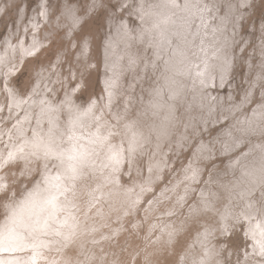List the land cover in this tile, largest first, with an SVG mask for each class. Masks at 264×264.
<instances>
[{
	"label": "rangeland",
	"instance_id": "rangeland-1",
	"mask_svg": "<svg viewBox=\"0 0 264 264\" xmlns=\"http://www.w3.org/2000/svg\"><path fill=\"white\" fill-rule=\"evenodd\" d=\"M117 2L118 0H0V120L5 118L2 123L0 121V162L8 161L9 153H12L14 158L8 161L4 168H0V179L9 186L11 192L21 193L15 197L12 207L21 203L37 182H42L40 185H45L44 187L56 184L58 182L56 177L62 171L57 167L58 161L55 160L49 163L47 170L42 161L37 170V164L31 157L28 162L24 160V155L32 151L30 142L34 138H39L35 128L44 126L57 130L56 135H52L54 139L49 137L61 148H67L70 143H75L80 151H91L96 147L90 143V140L95 138L92 133L96 131V122L88 117H82L83 126L79 124L75 126L80 132H74L72 128V120L91 107L95 116L100 118L98 123L102 126L101 133L106 135V130L111 127L113 132L117 133L112 142L119 145L121 137L125 135L124 125L139 117L141 110L145 112L144 117L149 114L146 111L150 107L147 109L145 107H148L149 101L153 99V90L160 88L161 83L165 82V77L170 74L167 57L173 56V50L179 48L183 56L179 63L181 68L178 77L186 90L185 95L180 98L181 101L177 102L178 115L174 120L175 126L172 127L175 130L176 142H167L159 152H155L152 140L147 139L134 155L131 165L129 166L127 160L125 161L117 182L105 179L109 169L100 168L102 162H106V150L101 151L94 157L96 171L86 169L87 175L77 183L78 191L85 193L87 197L104 190L107 191V197H110L106 200L117 204L111 207L113 216H109V224L102 218L98 220L101 226L94 229V233L99 230L100 234L104 232L109 234V237L111 236L109 241L113 240V242L109 244L105 254L97 255L99 258L95 256L93 259H100L98 261L100 264L104 262L123 264L120 261L124 260L126 264L127 260H130L129 253L132 252L130 246L133 244L130 242L142 244L143 247L146 240L150 241L152 237H156L153 239L152 248L158 243L160 247L154 254H162L166 251L168 257L174 259L168 263L192 264L194 259L198 261L207 253L209 264L215 262V264H244L245 252L248 251L247 263L252 262L254 241L249 233V223L236 215L243 208V204L241 205V200L234 197V190H237L236 185L240 182L241 171L250 166L254 160L241 161L242 153L247 152L251 157L258 150L255 146L264 144V135H258L257 132L259 126L251 131L256 119L264 111V107H261L264 103L262 100L264 89L261 88V83L264 81L260 79L261 67L264 63V30L261 28L264 24V0H188L191 5L198 6L192 7L189 12L172 10L175 14L166 9L149 8V5L161 4L163 0H143L146 11H163L171 15V21L164 26L166 31L163 40L157 31L146 32L144 38H140L139 34L142 30L151 28L153 19L150 16H145L143 21L140 19L136 8L141 0H127L131 6L127 12L114 11L112 5ZM177 2L183 5L185 0H177ZM205 4L209 6V10L201 12L200 9ZM73 16L80 18V23L75 27L72 25ZM186 18L188 23L185 22ZM81 51L84 53L82 54ZM9 53L12 56L16 55L12 66L7 63L4 56ZM2 56L5 58L3 62ZM219 58L222 59L219 63L223 66L221 72L206 74V66L216 67ZM215 89L218 91L216 92ZM246 95L247 102H245ZM193 98L199 100L190 105V100ZM41 119L43 121H40ZM196 123H200L199 128ZM190 124L192 125L188 130L190 133H185L188 138L180 143L177 134H180L183 128L190 127ZM194 127L198 129L195 130ZM250 131L251 135L248 134ZM72 132L76 139L69 142L68 135ZM47 135L48 132L46 137ZM124 145L127 146L126 138ZM179 147L183 150L180 151ZM200 150L203 153L197 158L196 154ZM142 152L144 155L140 154ZM157 156L162 158L161 163H157L155 167L151 166L153 165L151 162ZM9 165L10 171H6ZM28 168L32 169L31 173L27 171ZM21 171L24 172L23 175ZM193 172H196L194 179L191 178ZM200 173L201 175L198 176ZM45 177L50 182L49 185L44 183ZM149 179L145 189L142 190L144 193L140 194H143L145 199L136 200L137 204L141 203L139 208L146 204L143 209L134 207L132 210V203H123L121 198V195L127 197V194L114 192L123 187L124 190L129 189L136 183H144ZM240 184L243 186V182ZM245 186L244 183L243 187ZM258 190L260 191L261 188L257 187L253 196L247 194L248 201L245 204L249 203V198L251 201L255 198L254 200L259 202ZM179 194L187 198L180 209ZM168 195L170 198L164 199ZM92 198H88L85 202L87 206L100 200L101 196ZM146 200L149 201L146 203ZM174 200L177 210L174 208L173 213L166 217L151 213L150 218L154 222L155 230L151 225L149 226L146 213L154 211L152 206L155 207L157 204L153 205V202L160 201L161 205L166 203L163 205L165 207L171 205ZM232 206L235 212H232L233 208L230 209ZM78 207L72 208L75 211L70 210V213H77ZM99 207H106V202H97L90 208ZM3 213L4 209L0 208V229L6 221ZM65 214L68 215L69 212L65 211ZM159 218L160 222L157 220ZM177 224H181L182 234L179 232L172 234ZM169 228L173 229L168 231ZM218 231L221 233L217 235ZM147 234L152 236L146 238ZM30 237L32 239L29 240L33 243L39 241V237ZM123 240L126 243H123ZM41 243L39 241V244ZM91 244L93 243H86L89 250L95 248ZM218 244L220 248L223 246L221 250L215 248ZM215 250L219 252L218 256ZM34 251L33 247L12 253L9 250L0 251L1 256L7 255V259L1 261V264H33ZM182 251L187 252L188 256L183 257L180 254ZM48 253V250H39L38 256H42L45 261L44 254ZM178 258L181 261L175 263ZM149 261L158 264V259L155 262ZM149 261L147 260V263ZM137 264L142 262L138 261Z\"/></svg>",
	"mask_w": 264,
	"mask_h": 264
},
{
	"label": "bare ground",
	"instance_id": "bare-ground-1",
	"mask_svg": "<svg viewBox=\"0 0 264 264\" xmlns=\"http://www.w3.org/2000/svg\"><path fill=\"white\" fill-rule=\"evenodd\" d=\"M232 4V3H231ZM48 6V5H47ZM231 19H232V17H231ZM44 22V21H43ZM177 22V21H176ZM45 24V23H44ZM195 24V23H194ZM14 31V30H13ZM35 34V33H34ZM171 34V33H170ZM20 35V34H19ZM27 37H28V35H27ZM182 38V37H181ZM220 39V41H222V38L221 37H219ZM264 38V37H263ZM11 39V38H10ZM25 40H26V36H25ZM29 40V39H28ZM185 41V40H184ZM179 42V41H178ZM9 43V42H8ZM24 43V42H23ZM175 43V42H174ZM177 44V43H176ZM179 44V43H178ZM177 44V45H178ZM17 45V44H16ZM182 45V44H181ZM11 46V45H10ZM183 47V46H182ZM220 47H222V46H220ZM235 47V46H234ZM24 48V47H23ZM177 48V47H176ZM175 48V49H176ZM9 49V48H8ZM174 49V48H173ZM183 49V48H182ZM14 50V49H13ZM8 51V50H7ZM10 51V50H9ZM174 51V53L172 54L173 56H168L167 57V68L169 69V71H170V74L168 75V77H165V82L164 83H161V86H160V88H158V89H160L161 90V96H160V100H161V102L162 103H164V105H165V107L163 108V109H161L159 112H156L155 114H154V110L153 109H151V108H149V106L148 107H145L146 109L147 108H149L148 109V111H146V113L147 112H149V114H146V117H144V114H145V112H143L141 109V112L142 113H140V115H139V117H136L134 120H132V121H136L137 123H136V126H135V130L136 131H138V132H140V133H142L143 134V137L145 138L144 139V141H143V144H142V146L146 143V141H147V139H149V140H152V142H153V145H152V147L155 149V152H159V150H160V148L163 146V145H165L167 142H176L175 140H176V138H174V136H175V130H173L172 129V127L173 126H175V122H174V120L177 118V115H178V109H179V104L177 103L178 101L180 102L181 100H180V98L181 97H183L184 95H185V93H184V91L186 90V87L184 86L183 87V84L181 83V81H180V79H179V77H178V75L180 74V65H179V63L181 62V60H182V56H183V54H182V52L179 50V48H177L176 50H173ZM82 52V51H81ZM160 52V51H159ZM228 52V51H227ZM84 53V52H83ZM172 53V52H171ZM4 55V54H3ZM217 55V54H216ZM4 56H6V59H7V63H9V65H14V62H15V54H14V56H12L10 53H9V55H7V54H5ZM4 56H2L1 57V61L3 62V61H5V58H4ZM8 56V57H7ZM219 56V55H218ZM216 57V56H215ZM165 59V58H164ZM226 59H228L227 57H226ZM218 60V63L217 64H215V66L216 67H212V68H209V66H206V68H205V71H206V74H213V72H221L220 70H222L223 69V66L221 65V63H219V62H221L220 60H222V59H217ZM234 60H235V58H234ZM26 63V62H25ZM79 63V62H78ZM234 63V62H233ZM160 64V63H159ZM163 64V63H162ZM56 67H58V64L56 63ZM19 67V66H18ZM161 68V67H160ZM7 70V69H6ZM160 71V70H159ZM4 72V71H3ZM2 72V73H3ZM161 72V71H160ZM41 74H42V70H41ZM8 75V74H7ZM4 76V75H3ZM160 76V75H159ZM162 76V75H161ZM160 76V77H161ZM167 76V75H166ZM79 77V76H78ZM233 77V76H232ZM3 78V77H2ZM6 79V78H5ZM134 81V80H133ZM159 81V80H158ZM77 82H79V80L77 81ZM160 83V82H159ZM188 83V82H187ZM209 83V82H208ZM3 84V83H2ZM2 84H1V87H3L2 86ZM6 84H7V82H6ZM9 84V83H8ZM232 84V83H231ZM11 85H12V83H11ZM10 85V86H11ZM150 85V84H149ZM6 86V85H5ZM39 86V85H38ZM64 86V85H63ZM14 87V86H13ZM47 87V86H46ZM71 87V86H70ZM216 87H217V84H216ZM213 89V88H212ZM45 90H46V88H45ZM209 90H211V89H209ZM214 90V89H213ZM212 90V91H213ZM217 89H215V91H216ZM255 90H256V88H255ZM7 91V90H6ZM218 91V90H217ZM216 91V92H217ZM47 93H48V88H47V91H46ZM145 92V91H144ZM205 92V91H204ZM214 92V91H213ZM3 93H5V92H3ZM208 93V92H207ZM221 93V92H220ZM247 93H248V91H247ZM257 93V92H256ZM175 94V95H174ZM47 95V94H46ZM193 96H196L197 94H192ZM198 95H200V93L198 94ZM49 96V95H48ZM190 96V95H189ZM257 96V95H256ZM50 97V96H49ZM52 97V96H51ZM50 97V98H51ZM47 98V97H46ZM191 98V97H190ZM218 98H220V97H218ZM224 98H225V96H224ZM8 99V98H7ZM48 99V98H47ZM226 99V98H225ZM197 100H199V99H196V98H193V100H190V105H193L194 103H196L197 102ZM219 100V99H218ZM51 101V100H50ZM55 102V101H54ZM60 102V101H59ZM225 102H226V100H225ZM78 103H79V101H78ZM90 103H92V102H90ZM9 104V103H8ZM50 104H52V103H50ZM224 104V103H223ZM131 105V104H130ZM230 105V104H229ZM234 105V104H233ZM17 106V105H16ZM8 107V106H7ZM206 107V106H205ZM225 107V106H224ZM221 108H223L222 106H221ZM60 108L58 107V110H59ZM145 109V110H146ZM57 110V111H58ZM120 110H122V109H120ZM144 110V111H145ZM217 110H218V108H217ZM216 110V111H217ZM60 111V110H59ZM137 111V110H136ZM194 111V110H193ZM208 111V110H207ZM220 111V110H219ZM261 111V110H260ZM259 111V112H260ZM3 112H5V111H3ZM201 112V111H200ZM205 112V111H204ZM258 112V113H259ZM169 113H171V119H165V117H167L168 115H169ZM220 113H221V111H220ZM228 113V112H227ZM257 113V114H258ZM60 114V113H59ZM217 114V113H216ZM42 115V114H41ZM61 115V114H60ZM218 115V114H217ZM216 115V116H217ZM3 116V115H2ZM43 116V115H42ZM64 116V115H63ZM149 116V117H148ZM183 116V115H182ZM218 116H220V115H218ZM218 116H217V119H218ZM17 117V116H16ZM20 116H18V118H19ZM188 117V116H187ZM206 117V116H205ZM204 117V118H205ZM212 117H213V115H212ZM58 118V117H57ZM3 119H5L4 117H3ZM2 119V120H3ZM208 119H210V118H208ZM230 119V118H229ZM2 120H0L1 121V123L3 122ZM19 120V119H18ZM203 120V119H202ZM219 120V119H218ZM23 121V120H22ZM40 121H43V119H41ZM168 121V122H167ZM167 122V123H166ZM18 123H19V121H18ZM208 123V122H207ZM211 123V122H210ZM263 123V124H262ZM34 124V123H33ZM41 124V123H40ZM43 124V123H42ZM196 124H198V123H196ZM200 124V123H199ZM199 124H198V128H199ZM204 124V123H203ZM202 124V125H203ZM210 125V124H209ZM184 126V125H183ZM191 124H190V127H185V128H183V131L180 133V134H177V135H179V142L181 143H183V140L185 139V138H188V136L187 135H185V133H190V132H188V130H189V128H191ZM258 127L257 128V132H258V135H264V111L262 112V113H260V116H259V118H257L256 119V121H255V125L252 127V129H251V131L252 130H254L255 129V127ZM3 127V126H2ZM1 127V128H2ZM8 127V126H7ZM210 127V126H209ZM238 127V126H237ZM10 128V127H9ZM33 128V127H32ZM73 128V127H72ZM167 129V132H166V134H157V131L156 130H160V129ZM195 128V127H194ZM198 128H195V130L196 129H198ZM36 129V131L39 133V138H43L44 140H45V142H48L49 140H52L51 138H53L54 139V136H52V135H56V131L57 130H53V128L52 127H45L44 128V126L42 127V128H39V127H37V128H35ZM223 129V128H222ZM17 130V129H16ZM31 130V129H30ZM50 130H51V132H50ZM200 130H201V128H200ZM8 131V130H7ZM73 131L74 132H80L79 131V129H77L76 127L75 128H73ZM179 131V130H178ZM248 132V134L249 135H251L252 134V132ZM13 132V131H12ZM42 132V133H41ZM47 132H48V135H47V137H46V134H47ZM202 132V131H201ZM29 133H30V131H29ZM45 133V134H44ZM184 133V134H183ZM194 134V133H193ZM226 134V133H225ZM224 134V135H225ZM254 134H255V132H254ZM79 135V134H78ZM196 135V134H195ZM201 135V134H200ZM0 136H1V132H0ZM51 138H50V137ZM192 136V135H191ZM190 136V137H191ZM219 136V135H218ZM222 137H224V136H222ZM31 138H32V136H31ZM199 138V137H198ZM116 139V138H115ZM194 139V138H193ZM204 139V138H203ZM263 139V138H262ZM187 140V139H186ZM221 140V139H220ZM252 140V139H251ZM257 140V139H256ZM261 140V139H260ZM194 141V140H193ZM198 141V140H197ZM203 141H205V140H203ZM255 141V140H254ZM199 142V141H198ZM113 143V142H112ZM192 144V143H191ZM198 144V143H197ZM185 145H187V143H185ZM194 145H196V144H194ZM194 145H192L193 147H194ZM210 145H212V143L210 144ZM223 145V144H222ZM177 146H179V143H177ZM181 146V145H180ZM20 147H23V146H20ZM19 147V148H20ZM182 147V146H181ZM181 147H179V149H181ZM193 147H192V149H193ZM213 148H214V146H213ZM212 148V149H213ZM216 148V147H215ZM18 149V148H17ZM151 149V148H150ZM255 149H258V148H255ZM183 149H181L180 151H182ZM16 151V150H15ZM18 151V150H17ZM251 153L253 152V151H250ZM200 153H203L201 150L200 151H198L197 152V154H196V157L198 158L199 156H200ZM209 153V152H208ZM217 153H219V152H217ZM140 154H143L144 155V153L142 152V153H140ZM150 154V153H149ZM211 155V154H210ZM260 155V152H259V149L258 150H256V152H254V154L250 157V156H248V157H244V156H242L241 157V161H244V160H251V159H255V158H257L258 156ZM239 156V155H238ZM254 156V157H253ZM180 158H182V157H180ZM207 159V158H206ZM161 160H162V158L161 157H159V156H157V157H155L154 159H153V161L151 162L153 165H151V166H157V163L158 164H160L161 163ZM208 160H209V158H208ZM137 162V161H136ZM139 162V161H138ZM146 162V161H145ZM232 162V161H231ZM140 164V163H139ZM149 164V163H148ZM205 165H208V164H205ZM40 166V165H39ZM149 166V165H148ZM176 167H177V165H175ZM129 168V167H128ZM250 168H251V165L250 166H247V168H245V169H243L242 171H241V175H240V182L242 183L243 182V186H244V183L246 184V188L245 187H243V186H241V184H240V182H238V184L236 185V187H237V190H234L235 191V196L234 197H236V199H238L240 202H241V205L243 204V208L242 209H240L239 210V214H236V213H234V214H236V215H238L241 219H243V220H246L248 223H249V229H250V231H249V233L252 235V238H253V241H254V245H255V247H254V245H253V254L254 255H251V258L252 259H254L253 261H254V263H253V261L252 262H250L249 263V261H248V263L247 264H258V262L261 260V257L258 255V245H256V241L257 240H259L260 239V229L259 228H257V225L258 224H260L261 225V227H264V214H261V213H257L256 211H255V209L256 208H258L259 207V203H258V201H256V200H254V199H252V201H251V199L249 198V203H247V204H245L247 201H248V199H247V194L248 195H252L253 196V194L255 193V191H256V189H257V187L258 188H261L260 186V183H259V180H258V177H257V182L254 184V183H252L251 182V180H252V177H249V176H245V175H243V173L246 171V170H250ZM56 169V168H55ZM55 169L53 170V171H55ZM239 169V168H238ZM236 171V170H235ZM4 173V172H3ZM2 173V174H3ZM174 173V172H173ZM202 173V172H201ZM201 173L200 174H198V176H200L201 175ZM233 173V172H232ZM237 173V172H236ZM1 174V173H0ZM52 174H53V172H52ZM146 174V173H145ZM205 174V173H204ZM206 175V174H205ZM204 175V176H205ZM235 175V174H234ZM215 176V175H214ZM145 177V176H144ZM230 177V176H229ZM239 177V176H238ZM122 178H123V176H122ZM206 178V177H205ZM225 178V177H224ZM227 178V177H226ZM175 179V178H174ZM221 179V178H220ZM236 179L238 180V178L236 177ZM131 180V179H130ZM6 181V180H5ZM150 181V179L149 180H147V181H144V183L143 182H141V183H136L133 187H131V188H129V189H126V190H124L123 188H119V189H117V190H115L114 192H116V193H120V194H127V197L126 196H122L121 195V198H122V200H123V203H132L131 204V207H132V210L134 209V207H136V209H138L139 208V205L141 204V203H139V204H137V202H136V200H138V199H140V201H142V200H144L143 199V194L142 195H140L142 192L144 193V191H142V190H144L145 189V186L148 184V182ZM226 181V180H225ZM229 181V180H228ZM235 181V180H234ZM239 181V180H238ZM202 182V181H201ZM40 183H42V182H40ZM125 183H127V182H125ZM165 184V183H164ZM201 184L202 183H200V186H201ZM225 185H227V184H225ZM45 186V185H44ZM44 186H42L41 185V187L42 188H44ZM207 186V185H206ZM213 186V185H212ZM113 187V186H112ZM183 187V186H182ZM159 188V187H158ZM158 188H156V189H158ZM180 188V187H179ZM209 188V187H208ZM78 189H79V187L78 188H76V194H75V198L73 199V197H69V200L73 203V204H75V207H78V209H76V210H78V212L77 213H71L72 215H75L76 216V218H77V220L79 221V227H78V230H77V235H76V237H75V239H74V242L72 243V244H70V245H67V246H65L64 245V243L61 241V239H60V237H55V236H52V235H44V234H42V233H37V234H33V235H29V234H26V231H25V229H23V228H17V235H18V237H19V239H17V240H15V241H13L12 243H9L8 241H5L4 242V244L3 245H0V251H7V250H9L10 251V253H12L13 251H23V250H28L29 248H35V251H34V256H33V264H65V261H67L68 259H71L72 261H73V264H87V263H89V261H91L89 264H93L95 261H94V259H93V257H95V256H99V255H102V254H105L104 252H106L107 251V248H108V246H109V244L111 243V242H113V240L112 241H109L110 239L109 238H111V236L109 237V234H106L105 232L104 233H102V234H100L98 231H96L95 233H94V229H96V228H98L99 226H101V225H99V223H98V220L99 219H102V218H104V220H105V223H108L109 222V216L111 217V216H113L112 214H111V207L113 206V205H117L116 203H114V202H109V201H107L106 200V198H110V197H107V191H104V190H100V192H98V193H96V194H94V195H92V196H86V194L85 193H81V192H79L78 191ZM88 189V188H87ZM215 189H217V187H215ZM82 190H84V189H82ZM159 190V189H158ZM157 191V190H156ZM259 191V190H258ZM211 192V191H210ZM232 192V191H231ZM261 192V190L259 191V193ZM109 193V192H108ZM156 193V192H155ZM161 193V192H160ZM221 193V192H220ZM177 194V193H176ZM181 194V193H180ZM179 194V195H180ZM196 194V193H195ZM210 194V193H209ZM158 195V194H157ZM233 195V194H232ZM98 196H101V199L100 200H97L96 202H94V203H92L91 204V206L93 205V204H95V203H97V202H101V203H103V202H106V207H103V208H95V209H93V208H90L91 206H87L86 204H85V202H87L88 200V198H92V197H98ZM181 196V195H180ZM247 196V197H246ZM257 196H258V198H259V195L257 194ZM26 197V196H25ZM25 197L23 198V200L22 201H24L25 200ZM216 197V196H215ZM251 197V196H250ZM112 198V197H111ZM168 198H170V195H168L167 197H165L164 199H168ZM177 198V197H176ZM179 199H180V201H181V204L179 205V209H180V207H182L183 205H184V203H185V200H187V198H185V197H178ZM177 198V199H178ZM195 198V197H194ZM231 198L233 199V197L231 196ZM253 198V197H252ZM93 199V198H92ZM147 199H149V198H147ZM178 199V200H179ZM228 199H229V197H228ZM236 199H235V202H236ZM61 200H63V198H61ZM94 200V199H93ZM115 200V199H114ZM259 200V199H258ZM21 201V202H22ZM149 201V200H148ZM147 200H146V203L148 202ZM179 201V202H180ZM228 201V200H227ZM229 201H231V200H229ZM233 202V201H232ZM238 202V201H237ZM151 203V202H150ZM150 203H149V206H150ZM190 203V202H189ZM210 203V202H209ZM234 203V202H233ZM100 204V203H99ZM130 204H128V205H130ZM157 204V205H156ZM164 204H166V203H164ZM163 204V205H164ZM225 204V203H224ZM235 204H237V203H235ZM244 204H245V207H244ZM101 205V204H100ZM145 203H144V206H141L139 209H143V208H145ZM153 205H156L155 207L154 206H152V208H154V211H148V213H146V219L147 220H149V226L151 225V227L155 230V227L153 226V220H151L152 218H150L151 217V213H158V214H156V216L157 215H165V217L167 216V215H171L172 213H173V209L174 208H176V200H174L173 201V203L171 204V205H168V206H165V207H163V205H161L160 204V201H158L157 203L154 201L153 202ZM228 205H230V204H228ZM232 205V204H231ZM238 205H240V204H238ZM238 205H237V207H238ZM249 205H252L253 207L252 208H250L249 207ZM138 206V207H137ZM75 207H74V209H75ZM162 207V208H161ZM241 207V206H240ZM239 207V208H240ZM14 209H16V211L18 212V213H22V214H24L25 216L27 215V213H28V211H29V207L28 206H24L23 208L21 207V203H18L16 206H14L13 207ZM228 208V207H227ZM231 208H233V206L232 207H230V209ZM238 208V209H239ZM93 209V210H92ZM225 209V208H224ZM229 209V208H228ZM235 208H233V210H234ZM237 209V208H236ZM70 210H73L72 209V207H70L66 212H70ZM151 210V209H150ZM176 210H177V208H176ZM254 210V211H253ZM75 210H73V212H74ZM156 211V212H155ZM227 211V210H226ZM225 211V212H226ZM236 211H238V210H236ZM232 212H235V210L234 211H232ZM135 213V212H134ZM138 213V212H137ZM209 213V212H208ZM231 213V212H230ZM196 214V213H195ZM201 214V213H200ZM222 214V213H221ZM261 214V215H260ZM205 215V214H204ZM226 215V214H225ZM66 216H68V215H66L65 214V212H61V213H59V216H58V218L60 219V220H64L65 219V217ZM162 216V217H163ZM237 216V217H238ZM120 217H122V216H120ZM190 217V216H189ZM213 217V216H212ZM226 217V216H225ZM142 218V217H141ZM235 218H236V216H235ZM143 219V218H142ZM209 219V218H208ZM233 219H234V216H233ZM104 220H102V221H104ZM135 220V219H134ZM159 222H160V218L159 219H157ZM162 220V219H161ZM181 220H183V219H181ZM201 220V219H200ZM213 220V219H212ZM220 220V219H219ZM228 220V219H227ZM230 220V219H229ZM228 220V221H229ZM137 221H142V220H137ZM155 221H156V219H155ZM228 221H226V222H228ZM231 221V220H230ZM229 221V222H230ZM236 221H237V219H236ZM126 222V221H125ZM144 222V221H143ZM224 222H225V220H224ZM5 223H6V221H5ZM4 223V224H5ZM69 223H72V221H71V219L69 220ZM132 223V222H131ZM232 223V222H231ZM237 223H239V222H237ZM3 224V225H4ZM109 224V223H108ZM222 224V223H221ZM228 224H230V223H228ZM228 224H227V226H228ZM247 224V223H246ZM2 225V226H3ZM208 225V224H207ZM236 225V224H235ZM130 226V225H129ZM145 226V225H144ZM181 226V224H177L176 226H175V228H174V232L172 233V234H175V233H181L182 234V227H180ZM202 226V225H201ZM225 226V225H224ZM226 226V227H227ZM104 227V226H103ZM118 227V226H117ZM125 227V226H124ZM177 227H180V228H177ZM218 227V226H217ZM121 228V227H120ZM190 228V227H189ZM132 230H133V228H131ZM145 228H143V230H144ZM171 229H173V228H169L168 229V231L169 230H171ZM184 229V228H183ZM211 229V228H210ZM219 229V228H218ZM111 231H112V229H110ZM161 230V229H160ZM212 230V229H211ZM229 230V229H228ZM113 232V231H112ZM130 232H131V230H130ZM143 232V231H142ZM156 232H157V230H156ZM123 233H124V231H123ZM137 233V232H136ZM152 233V232H151ZM206 233V232H205ZM221 233V232H220ZM219 233V231L217 232V235L218 234H220ZM128 234V233H127ZM142 234V233H141ZM105 235H107L106 237H108V238H106L105 237ZM131 235V234H130ZM140 235V234H139ZM30 236H32L33 238L35 237V238H37V237H39L38 238V240L40 241V242H42L41 244H39V241L37 242V243H33V241L32 240H29V238H31ZM41 236V237H40ZM144 236V235H143ZM147 236L148 237H146V238H149L150 236H152V234H147ZM165 236V235H164ZM182 236V235H181ZM113 237V236H112ZM117 237V236H116ZM193 237V236H192ZM213 237V236H212ZM247 237H248V235H247ZM131 238V237H130ZM156 237H152V240H150V241H148V240H146L145 242V244L146 245H148L147 247H146V245L145 244H143L144 246L142 247V244H139V243H132V242H130V244H133L132 246H130L131 247V249L130 250H132V252L131 253H129L130 255L128 256V258H130V260L128 261L127 260V262H126V264H128V262H129V264H137V262L138 261H140V262H142V264H149V263H151L149 260H153L154 262H155V260H157L158 259V264H166V263H168V262H172L171 260L173 259L171 256H170V258L168 257V255L166 254V251H163L162 252V254H157V255H155L154 253H156V252H158L159 251V247H160V244L158 243V245H156V247H154V248H152L153 247V245H154V241H153V239H155ZM166 238V237H165ZM165 238H162V239H165ZM32 239V238H31ZM121 239H122V237H121ZM132 239L134 240L135 239V236L133 235L132 236ZM131 239V240H132ZM143 239H144V237H143ZM180 239V238H179ZM201 238H199V240H200ZM142 239H140V241H141ZM186 239H184V241H185ZM90 243V242H92L93 244H91V245H93V246H95V248L94 249H91V250H89L88 248H87V246H86V243H88V242ZM117 241H120V240H117ZM127 241H130V240H127ZM140 241H136V242H140ZM214 241V240H213ZM34 242H35V240H34ZM144 242V241H143ZM157 242H159V241H157ZM156 242V243H157ZM187 242H189V241H187ZM202 242V241H201ZM209 242V241H208ZM119 243V242H118ZM121 243V242H120ZM123 243H126L125 242V240H123ZM212 243H214V242H212ZM53 244H55L54 245V247H53ZM113 244V243H112ZM128 244H129V242H128ZM127 244V245H128ZM174 244V243H173ZM209 244V243H208ZM211 244V243H210ZM209 244V245H210ZM89 245V244H88ZM116 245V244H115ZM111 246V245H110ZM119 246L120 247H122V245H120L119 244ZM129 246V245H128ZM172 246V245H171ZM175 246V245H174ZM194 246H196L195 244H194ZM198 246V245H197ZM219 246V244L217 245V246H215V248L217 247L218 249H222L223 248V246H222V248H220V246ZM90 247V246H89ZM115 247V246H114ZM144 248V249H142V248ZM177 247V246H176ZM208 247V246H207ZM37 248V249H36ZM117 248H119V247H117ZM196 248H198V247H196ZM210 248V247H209ZM213 248V247H212ZM124 249H125V247H124ZM151 249V250H150ZM161 249V248H160ZM170 249V248H169ZM187 249V248H186ZM36 250H38V252L36 251ZM39 250L41 251V250H48L49 251V253L48 254H44V257H45V261H43V257L42 256H38L39 255ZM109 250V249H108ZM115 250V249H114ZM150 250V251H149ZM198 250H200V249H198ZM122 251V250H121ZM193 251V250H192ZM37 252V253H36ZM116 252V251H115ZM119 252V251H118ZM117 252V253H118ZM177 252V251H176ZM198 252V251H197ZM207 252V251H206ZM211 252V251H210ZM215 252H217L216 250H215ZM249 252V251H248ZM247 252V253H248ZM219 252H217V253H215V254H217V256L219 255L218 254ZM17 254H18V252H17ZM32 254V253H31ZM30 254V255H31ZM111 254V253H110ZM183 257H186V256H188V253L187 252H184V251H182L181 253H180ZM211 254V253H210ZM213 254H214V252H213ZM214 254V255H215ZM4 255H5V253H4ZM13 255V254H12ZM109 255V254H108ZM107 255V256H108ZM112 255V254H111ZM120 255L121 254H119V257H120ZM198 255V254H197ZM96 257V258H99V257ZM113 256V255H112ZM125 256V255H124ZM173 256V255H172ZM91 257V258H90ZM105 257H106V255L103 257L104 259H105ZM119 257H118V259H119ZM174 258H175V256H173ZM202 257H204V256H202ZM10 258H12V257H10ZM101 258V257H100ZM103 258H102V260H103ZM114 258H115V256H114ZM127 258V259H128ZM200 258V257H199ZM214 258V257H213ZM216 258V257H215ZM222 258V257H221ZM220 258V259H221ZM7 259V255H5V256H1L0 255V264H1V261H4V260H6ZM117 259V258H116ZM176 259V258H175ZM217 259H218V257H217ZM223 259V258H222ZM89 260V261H88ZM95 260H97L94 264H100L98 261L100 260H98V259H95ZM102 260H101V263H102ZM134 260L136 261L135 263H134ZM147 260L149 261L148 263H147ZM174 260V259H173ZM191 260V259H190ZM190 260L188 261V263L190 262ZM195 260V259H194ZM211 260H212V258H211ZM224 260V259H223ZM223 260H222V262H223ZM104 261V260H103ZM114 261H115V259H114ZM179 261H181L180 260V258H178V260L177 261H175V263L176 262H179ZM44 262V263H43ZM93 262V263H92ZM120 262H122L123 264L125 263V260L124 261H120ZM213 262H215V261H213ZM221 262V261H220ZM107 263V262H106ZM110 263V262H109ZM216 263V262H215ZM214 263V264H215ZM104 264H105V262H104ZM115 264V263H114ZM151 264H154V263H151ZM168 264H172V263H168ZM178 264H180V262L178 263ZM190 264V263H189ZM224 264V263H223ZM245 264V263H244Z\"/></svg>",
	"mask_w": 264,
	"mask_h": 264
},
{
	"label": "snow or ice",
	"instance_id": "snow-or-ice-1",
	"mask_svg": "<svg viewBox=\"0 0 264 264\" xmlns=\"http://www.w3.org/2000/svg\"><path fill=\"white\" fill-rule=\"evenodd\" d=\"M198 5H191L188 0H185L184 4L181 5L177 0H163L161 4L149 5V8H161L166 9L169 12L172 10H181L189 12L192 7H197ZM113 10H119L121 12L129 11L131 7L127 0H118V2L112 5ZM209 10V6L205 4L203 8L200 9L201 12ZM136 12L143 21L145 16L152 17L151 28L144 29L140 32V38L143 39L145 33H151L152 31H157L160 38L163 40L165 38V25L171 21V15L165 14V12H151L146 11L144 7L143 0L136 8ZM172 14H175L172 12ZM123 17L121 16V20ZM185 22L189 21L187 18ZM80 23L79 17H72V25L75 27ZM262 30H264V24L261 25ZM79 47V45H78ZM83 54V51H82ZM261 81H264V63H262ZM261 88L264 89V83H261ZM153 99L149 101V107L154 110V114L159 112L165 107L164 103L159 99L161 96L160 89L153 90ZM175 95V94H174ZM248 96H245V102H247ZM262 100H264V95H262ZM264 107V103L261 104ZM82 117H88L96 122V131L92 133L94 139L90 140V143L96 145L91 151H80L75 143H70L67 148H61L54 140H49L45 142L43 138H34L30 144L32 151L24 155V160L28 162L29 157L32 158L37 164V170L39 169L40 162H43L45 170L48 169L49 163L53 160L58 161L57 167L62 169L60 174L56 177L58 181L56 184H51L48 187L42 188L40 182H37L32 191L27 193L25 200L21 202V207H29V211L25 216L22 213H18L16 209L12 207L15 202V197L19 192H11L9 186L0 179V208L4 209V215L6 216V223L0 229V245H3L5 241L12 243L13 241L19 239L17 235V228H23L26 234L33 235L37 233H42L44 235H52L55 237H60L61 241L65 246L70 245L74 242L77 235V230L79 227V221L75 215L70 212L64 220L58 218L59 213L67 211L70 207L74 208L73 204L69 200V195L75 198L76 186L79 181H81L86 175V169L91 171H96V161L95 156H98L101 151L105 152V161L102 162L100 168L109 169L108 176L105 177L106 180L110 182H117L118 174L121 172V168L127 160L129 166L131 165L132 159L138 150L141 149L144 137L143 134L135 130L136 121H131L124 125L125 135L121 137V143L119 145L113 144L112 139L117 133L113 132L112 128L109 127L106 131L107 134H102L100 129L101 125L98 123L100 118L96 117L92 112L91 107L86 109L80 115H77L72 120L73 128L77 124L83 126ZM165 119H171V113ZM157 134H166L167 129L156 130ZM51 132V130H50ZM127 140V146L124 145V140ZM76 139L74 132L68 135V141L73 142ZM26 143H29L26 141ZM259 149L260 155L251 162L250 170H246L243 175L252 177L251 182L256 183L257 177L261 185L259 207L255 209L257 213H264V144H259L255 146ZM251 151V149H250ZM23 152V149H21ZM249 153H242L244 157H247ZM13 154H8V161H12ZM8 161L0 162V168H4V165ZM11 166L6 169L10 171ZM27 171L31 173L32 169L28 168ZM24 172L21 171V175ZM196 172H193L191 178H195ZM44 183L49 185L47 177H45ZM63 197V200H61ZM252 208V205H249ZM205 208H207V203L205 202ZM71 219L72 223H69ZM260 229V239L256 241L258 245V255L261 260L258 264H264V227L260 224L257 225ZM255 247V245H254ZM65 264H73L71 259L65 261ZM192 264H209L207 259V253L200 260H193ZM245 264H247V253L245 252Z\"/></svg>",
	"mask_w": 264,
	"mask_h": 264
}]
</instances>
